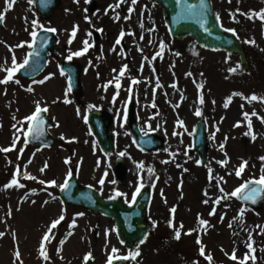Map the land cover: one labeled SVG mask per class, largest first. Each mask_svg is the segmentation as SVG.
Returning <instances> with one entry per match:
<instances>
[{
    "label": "rangeland",
    "instance_id": "obj_1",
    "mask_svg": "<svg viewBox=\"0 0 264 264\" xmlns=\"http://www.w3.org/2000/svg\"><path fill=\"white\" fill-rule=\"evenodd\" d=\"M93 1L99 7L96 13H90V10H88ZM121 1L123 0H62L60 10L54 14L49 22H43L37 19L35 13H33L32 3L30 4L28 0H8L12 4L11 8L8 7L6 0H0V14L5 16V29L0 31V51L6 52L3 56L8 54L7 57H10L11 53L9 54L8 50L12 47V40H20L24 31H27V33L21 39H26L28 43L32 31L41 26L55 27L58 29L60 36H58L57 54L52 59V66L48 74H54L55 81L63 86L62 82L65 80L59 77V65L63 61L69 60L68 56L72 53L83 52L80 56L73 55L71 59L81 63L84 69L88 68L89 70L86 77L82 79L84 94L81 102L85 106L96 107V102H98L104 107H110L113 105L110 102L115 97L114 108H122V101L127 97L133 99V94L131 91L127 92L126 86L129 85V77L135 75L125 73L122 77L126 78V83L123 85V81L119 82V89L112 84L113 88L105 93V98L102 96L99 84H96V77L92 74L94 73L92 70L93 53L100 52L96 57L107 66L103 68L106 73L111 72V63L109 64V62L112 61L110 59L118 55L117 51L115 52L107 41H114V31L118 26L115 19L124 21L126 18L127 14H121L116 18L111 17L115 16L116 5ZM226 1L228 2L225 3ZM132 4V0H125L123 7H130ZM218 4L219 14L224 25L227 28L228 26L235 28V31L239 33L244 44H246L247 56L252 64L251 73L246 74L241 71L239 62L235 57H232L234 59L232 64L227 65L229 70H234L230 73L227 66H225L228 62L227 59L215 60L211 58L212 56L204 55L201 61V63H204L202 69L205 70V66L211 58L212 64L207 66L208 73L218 74L216 76L217 82L214 81L216 77H210L209 80L200 69L196 59L194 60L191 57L193 44L191 41H187L180 47H182V59H186L189 63L186 67H183V70L171 67L174 66L173 62L168 64L165 71L166 86L160 91V93H163L162 96L147 91L146 84L150 82L148 78H144L145 82L137 85L136 97L139 118L140 122L143 120L146 130L152 128L150 117L155 114L150 111V107L154 103L158 107L161 105V110L178 108L176 109L178 116L184 115L190 121V133L187 136L178 127L177 131L185 136L173 139L169 137L168 148L163 152L148 156L147 159H143L138 153L133 156L131 162L135 166L137 184L142 181L154 183L156 178L160 177L156 202L153 204L151 214L155 230L139 250L140 255L136 259H132L133 264H240L242 260L245 264H264V209L258 212L257 215L246 209L244 216H241L238 213L240 210L239 204H234L229 201L230 199L227 200L225 194L227 189L228 191L232 190L244 179H259L264 174L262 172L264 161L260 159V157H264V100L259 99L264 97V20L259 16H252L253 12L258 13L264 10V0H222L218 1ZM109 9V16H106ZM146 12L147 10H144V8L133 7L132 24L134 29L129 33L128 29L125 31L127 39L132 40L129 50L136 61V67L134 68L132 63L131 67L135 69L137 77L139 76L138 63L142 59V54L138 50L147 47L148 53L151 55L156 51H160V38H152L148 46L142 43L143 39L141 38L145 36L147 30L152 28H154L151 31L152 36L157 31L164 32L162 30L164 27L161 28L159 23L158 16L160 15L155 7H153L152 16H147ZM250 16L251 18H249ZM103 18L106 19L108 28L102 29V33L101 19ZM33 20L37 22L39 27H33ZM74 27L76 28L75 36L72 35ZM96 34L101 35V42L99 43L95 41ZM84 41L89 44V53L83 51ZM246 41H254V43H247ZM185 46H187V49ZM25 51H29V47ZM18 52L20 53V48ZM2 54L0 53V56ZM165 55L167 54L163 52V56ZM121 56L124 57V55ZM15 59L19 63V56ZM2 61L0 60V63ZM10 61L11 59H9V63ZM10 67H13L12 61L8 68ZM116 69L119 70V67L117 66ZM189 73L191 75H188ZM148 74L150 73L147 70L145 75ZM220 75L224 79H228L230 76V79L228 81L221 80ZM109 78L110 81L115 82L112 74ZM119 78H121L120 75L118 80ZM186 78L190 79L189 84H187ZM3 79L5 77H0V80ZM17 80L18 78L13 76L12 81L16 82ZM21 81L19 79V83ZM199 87L201 90L204 88V96L201 98L197 93ZM28 88L30 87L25 84L23 88L13 89V83L9 81L0 84V148L10 149L12 140H19L16 134L17 132H24L26 129L27 121L25 117L29 114L27 109L30 108V111H32L37 102L41 107L50 106L52 112L54 111L53 108L57 110L58 114L53 116V131L55 134L57 133L56 136L59 139H57L58 143L53 152L41 153L37 157L36 152L29 151V148L25 150L21 143L17 148H14V151H11V149L8 152L0 151V232L4 233L3 236H0V264H40V258L36 251L42 233L38 234L33 231L34 220L39 218L37 215L41 216L37 214L40 212V207L33 208V200L29 197L26 198V196L22 197L23 192H20V187L16 185L8 188L4 187L14 177L12 172L16 166H20V169L30 167V170L34 171L33 168L37 167L39 169L44 162H49L50 158H53L55 165L59 166L61 162L57 160L58 156L55 153L60 152V157L72 159V166L70 167L79 168L82 176L84 166H88L89 184L95 185V187L106 193V184L101 185L94 173L97 165V154L95 153V147L90 145L94 144V139L87 132V122L81 114L82 111L86 112V109L77 104V100L68 94L65 87L62 88V94L61 88L56 94H51V91L56 89L49 86L39 90V93L42 94L37 96L33 94L36 89L31 88L32 91L29 92L27 91ZM233 93H241L242 95H232ZM253 94L258 97L255 101L249 99ZM44 95L53 99V102L47 104ZM55 95H58V97H54ZM229 97H231L230 101L228 100ZM181 98L182 102L180 101ZM201 99L203 103H201ZM205 99L209 101L205 103ZM15 100L21 101L23 106H18ZM63 101H67V108L61 106ZM177 101L180 103L177 104ZM226 102L228 107H224ZM52 104L58 106L52 107ZM197 109L201 111L200 116L195 115ZM244 113H248L247 119ZM252 113H255V115H252ZM201 116L206 117L209 122L208 129L212 140L210 162L207 165L197 163L198 158L189 155L186 151L190 146V141H192L191 126ZM153 121L156 129H159L160 122L157 115H155ZM163 121L164 131H166L167 126H170L172 121L171 115L169 114L168 120ZM249 124H251V129H249ZM253 136H255V139H253ZM61 137H64V139H61ZM188 144L189 146H187ZM221 145H223V148H221ZM20 150L28 155L23 163H20L17 159ZM26 160H34V162L28 165ZM224 160H227L226 164L218 163ZM162 161L165 162L162 163ZM191 161H194L196 166L194 170L188 164ZM244 162H247L245 165L246 172L243 176L238 177L236 171ZM138 165H142V167H138ZM59 173V178L63 177L64 169L60 170ZM54 176L56 175L50 176L49 179ZM240 179L242 180L240 181ZM173 181L177 185L189 184L192 186L187 195V200L181 203L184 205L187 203L190 214L186 212V208L182 207L181 210L177 208L178 203L174 204L166 201L167 203L164 205L163 200L166 199L168 190L172 188ZM220 189H223V192ZM54 196V193L52 196H43L45 200L50 199V204L44 212L54 213L55 210L50 221L56 219L62 212L59 204L53 203L52 198ZM217 199H219V203H214ZM205 200L208 202L204 203ZM173 207L178 209L176 217L169 214L170 209ZM197 210L198 213L202 214L214 211L215 220L213 219L211 222L208 217L202 219L195 214ZM73 213L75 211L71 210L70 215H67V217L69 216V222L73 219ZM200 219L209 222L210 226L200 225ZM170 221L173 227H169ZM181 225L183 227H180ZM176 230L181 233L179 240L174 238ZM66 232L67 230L63 229L59 233L55 243L56 247L54 246L51 252L54 257L53 262L64 258L68 262L74 259L72 264H80L83 256L85 258L86 255L90 254L91 258L88 264H102L106 260L104 256L107 253L113 254V248L117 250L115 254H125V250L121 248V244L115 238L114 224L103 217L85 214L79 228L75 231L76 236L71 238L70 242L62 245L60 241L64 238ZM260 237L261 239H259ZM197 240L200 241L199 244H197ZM258 241L261 243L260 255L255 256V252L250 251L247 245L251 243L255 250ZM77 242L78 246L76 247ZM201 247L215 251L214 254L219 260H213V263H210L206 257L201 256ZM17 251L20 253L19 260L16 258ZM233 254L237 256L234 260L231 258ZM253 256L255 257L254 260L252 259Z\"/></svg>",
    "mask_w": 264,
    "mask_h": 264
},
{
    "label": "snow or ice",
    "instance_id": "obj_2",
    "mask_svg": "<svg viewBox=\"0 0 264 264\" xmlns=\"http://www.w3.org/2000/svg\"><path fill=\"white\" fill-rule=\"evenodd\" d=\"M28 2L31 4L32 3V0H28ZM176 2H177V4H180L181 3V0H176ZM6 3H7V5H8L9 8L12 7V4L9 3L8 0H6ZM46 3H47V0H42V5H46ZM132 3L135 4L136 3V0H132ZM118 6L119 5H117V7ZM205 9H206V6H205V3H204V0H200L199 6H197V5H191V4H184L181 14L183 16H185L186 18L195 19L196 22L199 23L200 26L202 28H204V30L207 32L208 31V28L205 27V24L207 23L206 18H205ZM129 10L131 11V9H129ZM252 16H259L262 20H264V10H261L258 13L257 12H253L252 13ZM249 18H251V16ZM3 20H4V15L3 14H0V22H2ZM217 20H219V16L218 15H217ZM32 25H33L34 28L35 27H39V25L37 24V22L35 20L32 21ZM45 30L47 32H53V33L57 31L55 28H51V27L50 28H47ZM224 31H231V32H233V34H235V30L234 29H224ZM75 34H76V28L74 27L73 28V31H72V35L75 36ZM30 35H31V37L33 39H35L37 37V32L36 31H32L30 33ZM121 35H123V33H121ZM246 42L247 43H254V41H246ZM116 43L119 44L120 43V40L118 39L116 41ZM23 46H24V42H21L20 44H17L16 45V47H18V48L19 47H23ZM28 47L31 48L32 47V44L29 43L28 44ZM88 47H89L88 42L87 41H84V49H83V51L86 52L87 49H88ZM163 47H164L163 42H161L160 52L156 53V55H160L161 54V52L163 51ZM33 54L38 55V53H29L28 56H25V58L23 59V62L22 63H19V64L17 63V61L15 59V56H13V58H12V65H13V67L7 68V70H6L7 71V76H6L5 79L0 80V84H5L8 81L12 80L13 79V74L15 72H17L20 69H23L25 67V65H28L29 64V57L31 55H33ZM82 54H83V52H80V51L75 52V53H72V55H69L68 56V59L71 60L73 55L74 56H80ZM125 68H126V66H125ZM124 70H125L124 68H122L120 70V76H123ZM230 71H234V70L233 69H230ZM188 75H191V73H189ZM48 78H50V77H45V80L48 79ZM45 80L34 81V82L43 84L45 82ZM16 83H19V80H17ZM132 83L133 84H136V83H138V81L133 80ZM116 87H117V89H119V87H120V84L118 82V79H117ZM173 87H175V85H173ZM27 91L31 92L32 89L31 88H28ZM232 95H242V94L241 93H233ZM114 99H115V97H114ZM230 99H231V97L228 98L229 101H230ZM249 99L252 100V101H255V100L258 99V97L255 94H253ZM259 99L264 100V97H260ZM65 102H67V101H65ZM201 103H203V100L202 99H201ZM224 107H228V103L227 102L224 104ZM46 111H47V108H41L39 102L36 103L35 111L31 115L25 117L26 121L28 122V130H27V133L25 134L26 136L28 134H31L33 137L38 138V136L42 134V132H41V125H42V122H43V118L41 116V113L42 112H46ZM195 115L200 116L201 115V111L199 109H197L196 112H195ZM252 115H255V113H252ZM244 116L247 119L248 118V113H244ZM14 119H15V117H14ZM179 123H181V126H183L182 125V122H179ZM249 129H251V124H249ZM174 135H175V133H174ZM61 139H64V137H61ZM253 139H255V136H253ZM15 143H16V139H13V141H12L13 146H15ZM221 148H223V145H221ZM0 151L8 152V151H10V149L9 148H0ZM119 155L123 156L124 153H120ZM260 159L262 161H264V157H260ZM163 162H165V161H162V163ZM65 163H68V161L66 160ZM197 163H200V162L197 161ZM218 163L226 164L227 163V160L219 161ZM246 163L247 162H244V163H242L240 165L239 170L236 171V175L237 176H240L241 171L245 167ZM46 166L47 165H45V167ZM138 167H142V165H138ZM43 170L44 169L42 168L41 171H43ZM209 171H211V170H209ZM262 172H264V169H262ZM70 175H71V173H69V176ZM27 178L28 179H33V180L36 179L33 176H27ZM40 183L41 184H44L45 181L41 180ZM48 183H49V186L56 185V182L54 180L53 181H50ZM99 183L101 185H103L104 180L101 179L99 181ZM112 183H115V181H112ZM252 184H255V185H264V174H262L259 177V179L252 181L250 184H242L239 187H237L234 191H232L230 194H226V195H231V196L235 197V196H237L238 193L243 192L244 193V199L251 200L252 203H256V197H257V195L260 192L264 191V188L253 187V186H251ZM13 185H16L18 187H23L22 184H19V182L15 178V176L12 178V180L10 181V183L6 184L4 187L5 188H8V187H12ZM59 187H60V189L62 191L67 190V188L69 187L68 180L66 179L63 184H60L59 185ZM141 187H142V185L140 187H137L135 193H133V195H132V201L133 202H135L136 196H137V194H139V192L141 190ZM220 191L223 192V189H220ZM123 195H124L123 193L118 192V191L115 193V196L116 197L123 196ZM112 198H114V197H110V199H112ZM207 202H208L207 200L204 201V203H207ZM33 203H34V201H33ZM44 203L47 204V201H45ZM214 203H219V199H217ZM175 211H176L175 208L170 209V212H172V213H175ZM209 214L210 215L214 214V211L211 212V213H209ZM78 215H83V213H79ZM240 215L241 216L243 215V210H241ZM63 220H64L63 214H61L57 219L52 220L50 226L48 227V231L45 232L44 235H43V238H42V241H41V244H40V254H41V256H43V258L45 260L48 259V256H47L46 251H45L44 241H48L49 240V233L53 229H55L57 227V225H59L61 223V221H63ZM206 223H207V221H205V220H202V219L199 220V224L200 225H205ZM73 226H74V222H73ZM169 227H173L171 221L169 222ZM180 227H183V225H181ZM187 234H190V233H187ZM3 235H4V233L0 232V236H3ZM180 235H181L180 231L179 230H176L175 233H174V238L177 239V240H179L180 239ZM61 243H63V241H61ZM140 243L141 244L144 243V240H141ZM199 243H200V241L197 240V244H199ZM247 247H248V249L250 251H253V252L255 251L253 249V246H252L251 243H249L247 245ZM116 251L117 250L115 248L112 249V253L113 254H115ZM200 254L201 255H204L205 254L203 247L200 248ZM139 255H140V253H139L138 250L135 251V252H133V253H130L131 259H136V257L139 256ZM16 258H17V260L20 259V253L18 251L16 252ZM231 258L232 259H236V257H235L234 254L232 255ZM84 259L87 261L89 259V256H85ZM112 259H113V257L112 256H109V258H108V264H112ZM120 259L127 260V259H129V256L120 257ZM207 259L210 261L212 258H211V256H208ZM252 259L254 260L255 257L253 256ZM240 264H245V262L242 260L240 262Z\"/></svg>",
    "mask_w": 264,
    "mask_h": 264
},
{
    "label": "water",
    "instance_id": "obj_3",
    "mask_svg": "<svg viewBox=\"0 0 264 264\" xmlns=\"http://www.w3.org/2000/svg\"><path fill=\"white\" fill-rule=\"evenodd\" d=\"M189 1H193V0H189ZM197 1V0H195ZM161 3H164L166 5L165 8V15L169 18V21L172 22L173 26L172 27H176L174 29V31L176 32L175 34L178 36L183 35L184 31L187 32H191L192 34H194L197 39L201 42H206L211 46H220L224 47V48H229L230 46L234 45L233 48H235V43L233 41L232 38H228L224 32H222L221 30L219 31L218 28L215 27V20L214 17L212 15V12L209 11L208 14H206L209 17V26H211V28H209V31L212 32V38L218 37L219 41H217L216 39H212L208 36H203L205 35L204 32H202V27L197 25H190L189 28H184V23H183V17L181 16V11H179V8L182 6V4L184 3V0H181L180 4H177L176 0H160ZM41 3V2H40ZM42 8H44V6H40ZM41 11V10H40ZM43 16H45L44 12H42ZM183 23V24H182ZM177 25V26H176ZM212 40V41H211ZM244 62V59H243ZM76 91H77V84L74 86ZM260 188V187H258ZM261 193V192H260ZM259 204L264 200V195H260L259 199H257ZM144 200H140L139 203V207L137 208H133L131 210H126V208H117L114 207L112 212H109V210H111V204H105L102 207V210H106V212H108L110 215L116 216L118 218H116L117 221L120 222V226L121 227V231L122 234L126 235L125 230H127V226L126 223L124 222V217H130L132 216V218L135 219L136 222H133V229L136 231V233L134 232V234H132L131 238H138V237H143L145 230L143 229V226L139 223L138 219H139V215L140 214H144L145 213V208H146V204L147 202H144ZM126 226V227H125ZM140 230V231H138ZM125 237V236H124Z\"/></svg>",
    "mask_w": 264,
    "mask_h": 264
}]
</instances>
